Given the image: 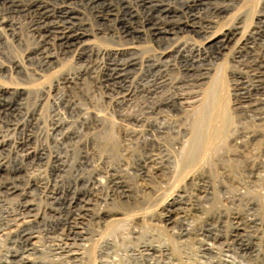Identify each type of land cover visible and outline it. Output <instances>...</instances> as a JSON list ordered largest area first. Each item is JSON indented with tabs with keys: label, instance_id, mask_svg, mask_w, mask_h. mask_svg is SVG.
Instances as JSON below:
<instances>
[{
	"label": "rangeland",
	"instance_id": "374dc122",
	"mask_svg": "<svg viewBox=\"0 0 264 264\" xmlns=\"http://www.w3.org/2000/svg\"><path fill=\"white\" fill-rule=\"evenodd\" d=\"M112 260L264 264V0H0V264Z\"/></svg>",
	"mask_w": 264,
	"mask_h": 264
},
{
	"label": "bare ground",
	"instance_id": "6f19581e",
	"mask_svg": "<svg viewBox=\"0 0 264 264\" xmlns=\"http://www.w3.org/2000/svg\"><path fill=\"white\" fill-rule=\"evenodd\" d=\"M208 92H209V91H208ZM213 92H214V91H213ZM213 92H211V94H212ZM209 93H210V92H209ZM211 94H210V95H211ZM207 95H208V94H207ZM207 95H206V96H207ZM213 96H214V94H213ZM207 97H208V96H207ZM207 97H206V99H207ZM208 98H209V97H208ZM206 102H207V101H206ZM210 102H211V100H210ZM161 103H162V102H161ZM208 103H209V102H208ZM206 104H207V103H206ZM206 104H205V105H206ZM210 104H211V103H210ZM210 104H207L205 107L207 108ZM203 106H204V105H202V107H203ZM205 107H204V108H205ZM207 109H208V108H207ZM202 110L204 111V109H202ZM202 110H201V112H203ZM205 110H206V109H205ZM198 111H199V110H198ZM206 113H207V112H206ZM206 113H205V111H204V113H201L200 116H198L199 118L196 120V122H195V124H194V130H193V131H194V137H193L194 139H193V144H192V146L190 145L191 147L188 148L189 150H188L187 152H186L187 149L185 148L186 159H187V157L192 159V157L195 156V154L197 153L196 151H198V149H199V147H200V143H201L200 136L202 135L203 127L206 126L204 122L206 121V118H208V115H209V113H208V114H206ZM136 117H137V116H136ZM196 118H197V117H196ZM208 119H209V118H208ZM133 120H134V118H133ZM135 120H138V118H135ZM143 122H144V121H143ZM207 122H208V120H207ZM59 123H60V122H57V121H56L55 128H57L59 125H61V124H59ZM204 125H205V126H204ZM59 127H60V126H59ZM129 130H130V129H129ZM133 133H134V132H133ZM3 142H4V141H3ZM3 145H4V144H3ZM42 149H43V148H41L40 151H37V154H36V155H40V156H42V154L44 153V152L42 153ZM31 152H33V151H31ZM35 152H36V151H35ZM33 154H35V153H33ZM30 155H31V154H30ZM187 155H188V156H187ZM28 156H29V155H28ZM183 156H184V155H183ZM184 157H185V156H184ZM197 157H198V156H197ZM187 160H188V159H187ZM192 160H193V159H192ZM190 161H191V160H190ZM190 163H191V162H190ZM190 163H189V164H190ZM185 164H186V163H185ZM63 168H64V167H63ZM186 173H187V172H186ZM185 177H186V176H185ZM31 178H32V177H31ZM35 180H37V178H36ZM30 182H31V181H30ZM35 183H36V182H35ZM36 184H37L38 186H40V184L42 185L43 183L38 181ZM36 184H35V185H36ZM32 187H33V185H32ZM109 216H111V215H109ZM113 217H114V216H113ZM110 220H111V219H110ZM115 228H116V227H115ZM239 230H241V229H238V231H239ZM111 242H112V241H111ZM209 245H212V244H208V245H206V246H208L207 249H208V250H212V246H209ZM103 246H104V245H103ZM146 246H147V245H146ZM104 247H105V246H104ZM112 247H113V246H112ZM130 247H131V246H130ZM147 247H148V246H147ZM115 248H116V247H115ZM151 248H152V247H151ZM154 248H155V247H153L152 249H154ZM92 249H93V248H92ZM145 249H147V250H151V249H149V248H145ZM90 252H91V251H90ZM100 252H101V251H100ZM134 253H135V251H134ZM141 253H142V252H141ZM135 254H136V253H135ZM74 258H75V257H74ZM117 260H118V259H117ZM112 261H113V260H112ZM112 261H111V262H112ZM115 261H116V259H115ZM115 261H113L112 264H116L117 262L115 263ZM106 262L109 263L110 261H105V260L102 261V263H106ZM122 262H123V261H122ZM98 263H99V262H98Z\"/></svg>",
	"mask_w": 264,
	"mask_h": 264
}]
</instances>
